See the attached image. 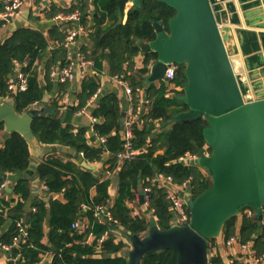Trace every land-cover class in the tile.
<instances>
[{
    "label": "trees",
    "instance_id": "1",
    "mask_svg": "<svg viewBox=\"0 0 264 264\" xmlns=\"http://www.w3.org/2000/svg\"><path fill=\"white\" fill-rule=\"evenodd\" d=\"M87 1L80 0L78 4L65 10L52 4L45 13L50 19L60 12L70 14L79 10L86 27L88 17L94 18L95 27L89 35L92 47L82 45L80 50L98 69L102 68L104 59L108 61L111 73L117 74L130 84L133 104L136 107L141 100L140 92L144 88L141 79H136L133 74L130 75L134 70L133 60L140 54L138 42L155 40L156 33L152 23L158 21L167 24L176 16V11L156 0H140L130 9L128 20L123 24L120 0H96L94 14L89 11ZM3 9L4 4L0 0V12ZM107 20L111 22L110 26L106 24ZM3 23L0 21V26ZM67 25L71 26L69 23ZM64 27L62 24H57L47 33L21 27L0 43V98H7L12 93L9 82L16 74L15 61L22 66L21 71L28 82L26 90L15 91L17 112L23 113L41 103L45 93H50L54 84L59 86L60 97L68 91L70 82L61 83L51 76L54 67L62 68L67 64L66 50L60 46L66 37L67 28ZM156 58L157 55L151 53L145 63L148 65ZM176 67V76L172 84L174 87H184L187 83L185 65L176 64ZM147 72L148 70L144 69L142 74ZM149 85L148 98L151 100L149 112L141 121L133 123L135 134L133 145L139 152L138 158L133 161L120 163L117 159V155L124 149V136L120 126L121 99L114 93L102 97L99 100V107L93 112L95 117L101 118L94 129L99 137L106 138V142L99 147L89 145L84 127L75 130L71 124L53 116L39 117L33 122V132L42 144L62 145L76 150L83 153L85 159L90 162L101 160L104 153L108 152L111 156L106 161L109 167L104 170L111 172L117 170L115 172L118 194L111 204L112 179L101 180L73 160H66L58 155L46 156L37 167V176L50 192H63L67 203L52 201L50 208L44 203L38 204L37 211L27 215V234L21 237L16 222L26 216L25 201L30 196L27 181H19L15 186V193L22 200L16 204L14 201L0 200V225L7 219L12 220L11 227L3 235L2 242L11 244L16 237H20L22 257L18 260V264H39L40 254L47 251L54 254L50 264H127L123 255L125 243L119 237L126 238L128 231L144 235L150 227V222L145 217L133 216L132 209L128 206V203L137 200L140 179L143 188L148 186L152 188L149 210H153V215L157 218L161 229H168L171 226L172 215L165 190L158 183L152 182L157 173L171 176L178 185L190 181L193 199L212 187L211 177L205 175L198 166H187L177 162L187 153L197 155L200 149H204L206 146L204 129L208 126L206 119H182L171 122L179 114L189 110L183 99L184 91H175V96L167 97L166 89L170 86L169 83L162 82L160 87L156 84ZM98 88L96 77L83 79L81 88L76 94L78 105L73 108L74 111L85 107ZM51 105L57 108L58 101L52 102ZM158 120H164L168 126L154 137ZM4 130V124H0V132ZM162 140L166 145L165 152L156 155L159 142ZM209 149L211 151V148ZM30 163L29 143L20 133L9 134L4 146L0 148V172L21 173L29 168ZM1 181L2 178L0 185ZM94 186L97 187V195L91 199L90 191ZM83 205L90 208L87 214L91 219V225L81 232L74 229L73 224L84 212ZM97 206L107 207L112 220L98 222L94 217ZM48 216L51 229L48 234L49 242L45 244L44 222ZM237 219V216H233L225 223L223 233L227 239L235 236ZM259 226L256 216L243 215L240 236L242 242L252 240L257 247L258 244L261 245L263 252L264 230L262 235L255 237ZM89 234L94 236L91 244L86 242ZM104 235H107L106 238L99 243V239ZM211 262L218 264V259L213 258ZM142 264H177V253L173 250L151 253L144 258Z\"/></svg>",
    "mask_w": 264,
    "mask_h": 264
},
{
    "label": "water",
    "instance_id": "2",
    "mask_svg": "<svg viewBox=\"0 0 264 264\" xmlns=\"http://www.w3.org/2000/svg\"><path fill=\"white\" fill-rule=\"evenodd\" d=\"M139 1L120 0L119 6L124 12L126 4L137 5ZM156 1L173 8L176 16L167 24L154 21L155 40L140 43L143 55H157L146 82L167 81L169 65H185L183 99L189 110L176 120L206 119L204 137L212 153L205 155L200 149L196 164L207 170L212 187L195 199L188 197L190 224L161 229L151 215L146 234L128 231L126 239L131 248L125 257L127 264H142L151 253L173 250L177 264H209V240L222 232L231 217L252 210L264 222V97L256 94L252 99L243 89L240 77L245 70L238 53L227 47L229 25L221 19L215 0ZM16 94L12 92L0 101V124H4L8 134L20 133L38 151L33 122L43 116L65 121L63 112L49 105H34L19 113ZM43 102L48 99L43 98ZM125 120L126 110L121 114V128ZM31 163L38 165L35 157ZM82 165L94 169L86 161ZM140 198L145 204L144 190Z\"/></svg>",
    "mask_w": 264,
    "mask_h": 264
},
{
    "label": "crops",
    "instance_id": "3",
    "mask_svg": "<svg viewBox=\"0 0 264 264\" xmlns=\"http://www.w3.org/2000/svg\"><path fill=\"white\" fill-rule=\"evenodd\" d=\"M2 1L4 4V9L0 12V14L5 10V5L8 0ZM79 1L80 0H52L51 5L55 4L61 10H65L71 8L75 4H78ZM23 2L24 4L20 17L12 19L8 22L0 20L1 22H4L3 25L0 26V43H2L7 37H9L15 30L21 27H29L47 33L57 24L60 25L59 22L54 21L55 17L49 19L46 16L45 12H41V9L45 6V3L42 0H23ZM215 2L218 5V10L221 14V19L227 22V25H229V28L226 33L227 47L229 51L238 53L241 59V64L243 65V68L245 70L243 76L240 77L243 89L252 99L255 98L256 94L264 97V0H215ZM133 6L135 5H133L132 3H128L125 6L124 12H122L120 9L121 16L123 17V24L127 22L128 12ZM87 7L89 11L94 14L96 10V0H88ZM87 20L88 33L87 35L82 37V39L79 41V44L81 43L83 46L86 45L87 47L91 48L92 43L89 39V35L91 31L94 30L95 23L94 18L92 16H89ZM106 24L110 26L111 22L107 20ZM62 25L65 26L64 28L68 27L66 22H63ZM140 43L141 42H138L139 47ZM149 54L143 55L140 48V54L136 56L133 60L134 70L133 72H130V75H135L136 79H141L144 85L143 90L140 92L141 100L136 106L134 122L141 121L142 117L148 114L149 104H151V100L148 98V88L150 85L146 82V78L149 75L150 67L153 61L149 62L148 65L145 63L146 58ZM144 69L148 70L146 74H142V71ZM40 73L42 74V72ZM115 76L118 75L111 73L108 61L104 59L102 61L101 69H98L94 65L86 72L82 70L78 71L75 80L70 83L68 91L62 97H60L58 84H54L52 91L50 93H45L44 98H47L48 102L42 101L37 105L52 106V102L58 101V107L56 109L62 110L63 117L65 118L64 122L74 126L75 130L84 127L87 131L86 137L88 139L89 145L99 147L104 144L101 142V138H105L99 137L94 129L95 124L101 120V118L95 117L93 114V112L99 107V100L107 94L114 93L118 95L121 99L122 112L128 109L130 103L126 93V85L130 88L132 92L130 84L124 80H122V82L124 83L122 84L121 82L114 79ZM15 77L16 74L11 80L15 79ZM90 77L97 78V81L99 83L98 89H100L101 95L98 99L95 100L93 99V97H91L85 107L81 108L78 111H74V109L71 108V105H73V107L78 105L76 94L81 88V83L83 79ZM162 82H158L156 83V85L160 87ZM175 91L182 92L184 91V87L169 86L166 89V96H175ZM178 96L180 97L181 95ZM4 99L0 98V101H3ZM79 111H83L84 113L79 116ZM94 117L98 120L95 123L92 120ZM177 117L172 119L171 122H177ZM167 126L168 123H166L164 120L156 121L157 128L155 130L154 137L162 133ZM8 135L9 134L5 130L0 132V148L4 146ZM39 145L40 148L38 151H35L34 148L30 146L31 158L35 157L38 161V165L44 160V158H46V156L58 155L59 157L64 158L66 160H73L79 163L82 167H84L82 165V162L86 161L94 167V169L88 170L93 172L97 177H100L101 180H105L108 178L112 179V184L110 186V194L112 199L110 203H113L114 199L118 194L117 173L115 172L117 170H115L114 172L104 170L108 169L109 167V164L106 163V161L111 157L108 152L104 153V155L102 156L103 158L101 160H95L93 162H90L89 160L85 159L83 153H79L76 150H72L62 145L42 144L40 141ZM206 146L208 147L207 144ZM165 149L166 145L165 142L162 140L161 142H159V149L156 152V155L163 154L165 152ZM204 153L206 155H209L206 150H204ZM38 165L34 167L32 163H30V166L26 171L16 174L0 172V178H2V183L0 185V200L3 199L9 202L14 201L15 204L18 201L22 200V198L15 193V186L19 181H27L26 183L28 185V188L30 189V196L25 201L24 214L26 216L20 220H17L16 222V226L19 222H22L25 225L26 230L28 226L26 223V218L28 217L27 215L36 212L38 204L44 203L48 208H50L52 201L67 203L65 194L63 192H50L45 183L40 180V178L37 176ZM198 167L205 175H207L208 177L210 176L207 170L200 166ZM2 185H4L3 188H1ZM139 186L140 189L137 195V200L128 203V206L132 209L133 216L141 215L150 222V217L151 215H153V210H149V206L141 203L140 193L142 190H144V188L142 187V183ZM181 186L182 185L176 184L174 190L179 191L181 195H185V191L181 188ZM96 195L97 187L94 186L90 191V198L94 199ZM187 203L190 206L188 198ZM83 208L84 212L81 214L79 219L73 224V228L81 232H84L91 225V219L87 214L88 211H90V208L87 205H83ZM105 211L109 212L107 207L105 208ZM95 213L94 217H96ZM245 214L248 217L256 216L254 211H252V215L250 216L247 210L243 211L239 215H236L238 219L237 231L235 236L227 239L222 230V232L217 237L209 240V264H212L211 259L213 258L218 259V264H264V251L261 252V245L258 244L257 247V244L252 240H248L246 242L241 241L240 230L242 226V217ZM96 218L100 223H104L106 221H102L98 217ZM256 218L258 219L257 216ZM11 224L12 220L7 219L6 222L0 225V264H18V260H20L22 257L20 237H16L13 243L11 244L2 242L3 235L9 230ZM172 224L173 217L171 218V225ZM259 225L260 228L257 230L255 237H259L260 235H262V232L264 230V222L259 221ZM50 229V217L48 216L47 220L44 222V231L46 237L44 238L43 242L45 244H48L49 242L48 234L50 232ZM119 238L124 240L125 247L123 249V255L125 256V253L131 248V246L128 239L123 237ZM213 239L214 241H211ZM93 240V234H89L86 242L91 244ZM53 258L54 254L51 251L43 252L40 254L39 264H50L53 261Z\"/></svg>",
    "mask_w": 264,
    "mask_h": 264
},
{
    "label": "built area",
    "instance_id": "4",
    "mask_svg": "<svg viewBox=\"0 0 264 264\" xmlns=\"http://www.w3.org/2000/svg\"><path fill=\"white\" fill-rule=\"evenodd\" d=\"M45 3V6L41 9V12H45V10L51 5L52 0H42ZM23 0H8L5 5V10L0 14V20L4 22L11 21L17 17L21 16V11L23 7ZM55 22L63 21L71 24L70 27L66 29V37L65 40L60 43L66 50V61L67 64L62 67H54L51 72V76L55 81L66 83L73 82L76 78V74L78 71L82 70L84 72L88 71L91 67L94 66V62L89 60L80 50L81 46H79V41L83 36L87 35L88 29L83 24L82 14L80 11H74L70 14L59 13L54 18ZM54 48V47H53ZM16 66V77L15 79L9 82V88L12 92L15 91H24L28 87V82L26 76L21 71L22 66L15 61ZM176 64L169 65L166 71L167 83L170 84V87H173L172 81L176 76ZM115 80L122 82V79L119 76H115ZM126 85V84H125ZM126 93L129 99V107L126 110V120L123 127V136H124V149L117 155V159L120 163H124L127 161H133L138 158L139 152L134 148L133 139L135 137L134 134V117L136 112V107L133 104V97L130 88L126 85ZM101 95L100 89L94 94L93 99H98ZM84 112L79 111L78 115H82ZM95 123L97 118L92 119ZM101 142L105 143L106 138H101ZM205 154V153H204ZM206 155V154H205ZM199 154H190L187 153L184 156H181L177 162L182 163L187 166L198 165L196 164V160L198 159ZM153 183H158L160 187L165 190V195L168 203L170 204L171 213L173 217V224L184 225L190 224L191 221V208L187 203V198L192 197L191 189H190V181L182 184L181 188L184 189L185 195H181L179 191L174 190L176 184L171 176H165L162 173H157ZM4 185L1 186L3 188ZM152 191L151 187L144 188L145 194V205L149 206L150 203V193ZM249 215H252L251 210H247ZM96 217L105 220H112V217L109 212L105 211L104 207L96 208ZM78 226V225H77ZM19 228V232L21 236L26 235V227L22 222L17 224ZM107 235H104L99 239V243H102Z\"/></svg>",
    "mask_w": 264,
    "mask_h": 264
},
{
    "label": "rangeland",
    "instance_id": "5",
    "mask_svg": "<svg viewBox=\"0 0 264 264\" xmlns=\"http://www.w3.org/2000/svg\"><path fill=\"white\" fill-rule=\"evenodd\" d=\"M204 150H206V152H207L208 154H211V153H212V150L210 151V149H209L207 146L205 147Z\"/></svg>",
    "mask_w": 264,
    "mask_h": 264
}]
</instances>
